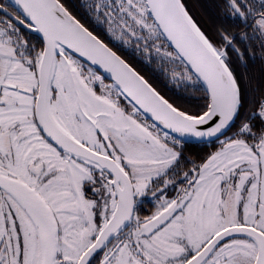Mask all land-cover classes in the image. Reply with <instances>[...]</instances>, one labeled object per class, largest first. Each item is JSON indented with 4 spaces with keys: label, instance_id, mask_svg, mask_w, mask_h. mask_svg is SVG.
Returning a JSON list of instances; mask_svg holds the SVG:
<instances>
[{
    "label": "snow or ice",
    "instance_id": "6c2138e0",
    "mask_svg": "<svg viewBox=\"0 0 264 264\" xmlns=\"http://www.w3.org/2000/svg\"><path fill=\"white\" fill-rule=\"evenodd\" d=\"M0 264H264V0H0Z\"/></svg>",
    "mask_w": 264,
    "mask_h": 264
}]
</instances>
